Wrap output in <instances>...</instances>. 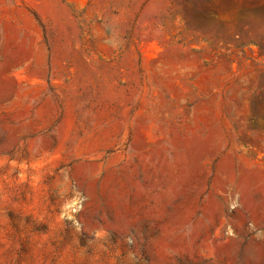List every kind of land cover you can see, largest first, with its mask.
<instances>
[{
  "label": "rangeland",
  "instance_id": "rangeland-1",
  "mask_svg": "<svg viewBox=\"0 0 264 264\" xmlns=\"http://www.w3.org/2000/svg\"><path fill=\"white\" fill-rule=\"evenodd\" d=\"M0 264H264V0H0Z\"/></svg>",
  "mask_w": 264,
  "mask_h": 264
}]
</instances>
